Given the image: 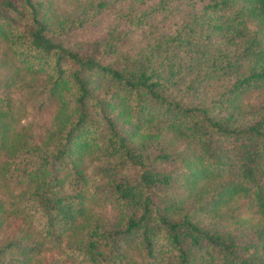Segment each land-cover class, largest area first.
I'll use <instances>...</instances> for the list:
<instances>
[{"label": "trees", "instance_id": "trees-1", "mask_svg": "<svg viewBox=\"0 0 264 264\" xmlns=\"http://www.w3.org/2000/svg\"><path fill=\"white\" fill-rule=\"evenodd\" d=\"M87 1L55 24L50 0H0V234L18 221L0 264H264V105L241 110L264 86V0ZM34 88L42 140L21 124ZM89 153L138 174L91 190Z\"/></svg>", "mask_w": 264, "mask_h": 264}, {"label": "rangeland", "instance_id": "rangeland-1", "mask_svg": "<svg viewBox=\"0 0 264 264\" xmlns=\"http://www.w3.org/2000/svg\"><path fill=\"white\" fill-rule=\"evenodd\" d=\"M110 1V0H107ZM130 0H116L115 5L124 4L125 6L128 5ZM135 2H140L141 0H133ZM153 0H149L151 3ZM202 1V0H201ZM204 1V0H203ZM148 2V4H150ZM50 9L52 12L51 21L55 24H61L63 22H72L76 21L77 19L83 18V15L88 10L92 9L93 5L87 0H50ZM185 9L182 6H179L177 11V16L174 19H167V20H175L177 18L182 17L183 12ZM85 14V15H86ZM113 23L112 15L106 14L102 16L96 24L86 23L83 27L84 32L79 36L82 37L81 39H90L95 38L101 35L109 29V26ZM165 26L171 27L172 23H166ZM161 30H157L156 33H159ZM144 34V33H143ZM140 35H142L140 33ZM143 36V35H142ZM141 36V37H142ZM18 97H22L23 94L21 92L14 93ZM33 97L28 102L29 113L24 117L21 121L22 125H28L34 130L37 138L42 140L45 135L47 134L48 130L50 129L51 125V115L50 112L45 108L44 104L41 105V108L36 109L33 108L35 105L41 104L42 100L44 99V95L40 92L39 88L33 89V94L30 96ZM264 105V86L258 90H255L246 100L242 102L241 110L244 115L250 114L252 111L257 109L258 107ZM168 145V144H167ZM184 142L178 139H175L174 144L168 145L171 147L172 150H176L177 147H181L183 149ZM186 145V144H185ZM91 153L86 156V159L83 164V173H84V182L90 187L91 190H99L106 182L112 179H134L138 174V170L131 165H113L115 167L112 171L107 167L102 161L92 159ZM113 163L117 164V161L114 160ZM171 189H169V193L171 194ZM172 200L166 198L164 195L160 193L157 194V200ZM103 210H110V206L106 205V208ZM98 211L100 212L101 209L99 208ZM18 221H14L13 219L8 221V224L4 231L0 234V244L9 238L11 234L18 227ZM64 255L59 253V250L52 251L51 253H47L45 255V259L49 260L54 258L60 264H69L68 261L64 260Z\"/></svg>", "mask_w": 264, "mask_h": 264}]
</instances>
